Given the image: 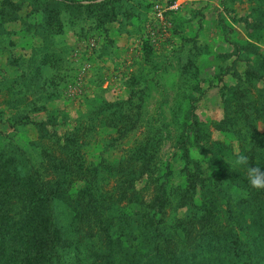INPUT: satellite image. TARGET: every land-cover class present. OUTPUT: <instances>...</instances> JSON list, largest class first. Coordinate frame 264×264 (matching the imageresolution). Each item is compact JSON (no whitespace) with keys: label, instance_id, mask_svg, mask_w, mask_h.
Returning <instances> with one entry per match:
<instances>
[{"label":"rangeland","instance_id":"374dc122","mask_svg":"<svg viewBox=\"0 0 264 264\" xmlns=\"http://www.w3.org/2000/svg\"><path fill=\"white\" fill-rule=\"evenodd\" d=\"M43 1L0 0V149L17 145L42 171V149L53 152L55 143L38 130L78 131L89 138L86 158L102 168L104 189L113 186L105 183L109 164L149 150L151 178L147 187L137 183L139 199L156 179L182 190L181 123L201 126L217 162L258 157L264 30L249 33L241 19H262L264 0H71L83 6L51 11L39 8ZM188 165L193 178L198 171ZM88 250L64 251V264H101Z\"/></svg>","mask_w":264,"mask_h":264},{"label":"trees","instance_id":"16d2710c","mask_svg":"<svg viewBox=\"0 0 264 264\" xmlns=\"http://www.w3.org/2000/svg\"><path fill=\"white\" fill-rule=\"evenodd\" d=\"M57 4L83 6L46 0L39 8L51 11ZM87 5L99 8L101 3ZM241 21L249 33L264 30V17ZM38 132L55 143L53 152L42 149L47 160L42 171L17 145L9 152L0 149V264H64L63 252L83 244L89 246L88 257L101 264H264V190L250 186L249 165L217 162L197 122L186 128L180 124L182 190L171 191L167 179H156L140 199L137 183L147 187L150 180L149 150L109 164L105 183L112 180L113 186L104 189L97 183L102 168L86 158L89 138L78 131ZM254 138L261 149L250 166L264 172V130L255 131ZM188 164L198 171L193 178ZM122 203H138L142 209L128 212ZM169 209L177 213L170 219Z\"/></svg>","mask_w":264,"mask_h":264},{"label":"clouds","instance_id":"9594fccd","mask_svg":"<svg viewBox=\"0 0 264 264\" xmlns=\"http://www.w3.org/2000/svg\"><path fill=\"white\" fill-rule=\"evenodd\" d=\"M235 163L236 165H249L247 174L250 186L256 190H264V172L260 167L250 166L249 158L246 155L238 156Z\"/></svg>","mask_w":264,"mask_h":264}]
</instances>
